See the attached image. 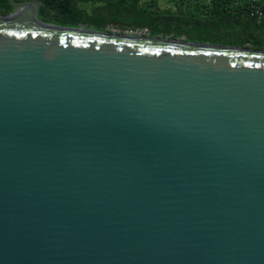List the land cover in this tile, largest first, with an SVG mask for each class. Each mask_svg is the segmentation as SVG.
Here are the masks:
<instances>
[{
  "label": "water",
  "instance_id": "water-1",
  "mask_svg": "<svg viewBox=\"0 0 264 264\" xmlns=\"http://www.w3.org/2000/svg\"><path fill=\"white\" fill-rule=\"evenodd\" d=\"M10 3L0 264H264V48Z\"/></svg>",
  "mask_w": 264,
  "mask_h": 264
},
{
  "label": "trees",
  "instance_id": "trees-1",
  "mask_svg": "<svg viewBox=\"0 0 264 264\" xmlns=\"http://www.w3.org/2000/svg\"><path fill=\"white\" fill-rule=\"evenodd\" d=\"M41 12L53 16L47 21L77 27L88 25L105 30L117 24L120 29L147 28L151 36H172L225 45L264 48V19L248 14V0H172L161 7L157 0H40ZM13 9L10 0H0V15ZM203 12L205 17L179 11ZM83 28H87L82 26ZM262 33L259 36L258 33ZM256 34V35H255Z\"/></svg>",
  "mask_w": 264,
  "mask_h": 264
},
{
  "label": "built area",
  "instance_id": "built-area-1",
  "mask_svg": "<svg viewBox=\"0 0 264 264\" xmlns=\"http://www.w3.org/2000/svg\"><path fill=\"white\" fill-rule=\"evenodd\" d=\"M246 9H247V12L250 16L257 18L258 20L264 19V0H248V4L246 6ZM120 30H127L126 34H130V35L147 36V35H141L140 34V31L145 30V31H147V34L150 35V32L147 28L120 29ZM118 33H120V32H118Z\"/></svg>",
  "mask_w": 264,
  "mask_h": 264
},
{
  "label": "rangeland",
  "instance_id": "rangeland-1",
  "mask_svg": "<svg viewBox=\"0 0 264 264\" xmlns=\"http://www.w3.org/2000/svg\"><path fill=\"white\" fill-rule=\"evenodd\" d=\"M157 1L159 2V4L161 5V7H163V8H166V7H169V6H173V5H175V4H174V1L172 2V0H157ZM178 13H180V15H181V16H184V17H186V16H191V14L198 15V16H200V17H205V16H206V14H204L203 12H198V11H194L193 13H190V12H188L187 10H185L184 12L179 11ZM48 23H51V22H48ZM84 26L87 27V28H92V27H90V26H88V25H84ZM108 30H109V31H112V32H116V33L120 32V33H125V34H126V32H127V30H120V29L117 28L116 26H110V27L108 28ZM140 34H141V35H147V36H149V35L147 34V31H145V30L140 31ZM159 37L174 38V37H172V36H164V35H161V36H159ZM181 39H186V40H188V39L186 38L185 35L182 36ZM197 40H198V39L195 37V39H193L192 41H197ZM202 42H203V41H202ZM248 47H249V46H248Z\"/></svg>",
  "mask_w": 264,
  "mask_h": 264
},
{
  "label": "flooded vegetation",
  "instance_id": "flooded-vegetation-1",
  "mask_svg": "<svg viewBox=\"0 0 264 264\" xmlns=\"http://www.w3.org/2000/svg\"><path fill=\"white\" fill-rule=\"evenodd\" d=\"M15 2H21V1H25V0H14ZM42 7H43V4L40 6V8H39V10H38V17L42 20V21H45V22H51V23H53V24H59V23H57V22H55V21H47L46 19L48 18H50V17H52L53 16V13H49L48 12V10H46L45 11V14H46V16L44 15V13H42L41 12V10H42ZM15 10V8L13 7V9L9 12V13H11V12H13ZM9 13H7V14H9ZM5 15V14H4ZM59 25H61V24H59ZM110 26H112V25H109L107 28H109ZM106 28V29H107ZM256 35V34H255ZM258 35L259 36H262L263 34L260 32V33H258Z\"/></svg>",
  "mask_w": 264,
  "mask_h": 264
},
{
  "label": "bare ground",
  "instance_id": "bare-ground-1",
  "mask_svg": "<svg viewBox=\"0 0 264 264\" xmlns=\"http://www.w3.org/2000/svg\"><path fill=\"white\" fill-rule=\"evenodd\" d=\"M86 30L87 28H83V27L80 28V31H86Z\"/></svg>",
  "mask_w": 264,
  "mask_h": 264
}]
</instances>
